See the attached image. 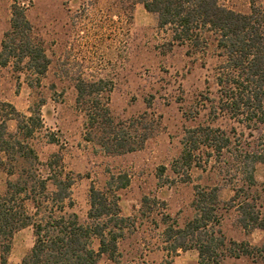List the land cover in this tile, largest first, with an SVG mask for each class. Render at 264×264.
<instances>
[{
    "label": "rangeland",
    "instance_id": "1",
    "mask_svg": "<svg viewBox=\"0 0 264 264\" xmlns=\"http://www.w3.org/2000/svg\"><path fill=\"white\" fill-rule=\"evenodd\" d=\"M15 1L26 4L34 34L52 63L40 80L22 67L16 69L13 62L0 66V101L11 102L26 116L40 108L42 127L31 143L43 162L59 154L65 171L76 179L75 204L66 211L87 221L91 185L104 189L113 174H126L130 184L118 193L122 215L131 220L119 241L120 264H198L195 249L167 250L163 233L167 226H184L195 215L197 186H218L222 209L217 229L226 240L222 264H264V228L244 229L237 207L229 205L234 185L244 184L239 166L232 165L234 154L220 161L206 151L199 154L201 165L189 171L183 167L185 132L201 123L230 132L234 152L244 151L253 142L245 125L228 117L215 121L211 114L209 100L217 96L215 68L220 62L213 45L208 53L189 54L183 43H170L171 32L161 29L157 15L142 4L136 5L129 20L116 13L117 0H0V50ZM220 1L236 11H251V0ZM257 1L264 7V0ZM77 74L112 83L104 102L131 136L136 135L132 120L147 114L142 122L154 125L155 131L142 148L109 153L96 139H86V115L76 101L73 77ZM9 129L17 130L16 120L9 121ZM0 156L6 158L4 153ZM255 175L264 213V164H257ZM10 178L15 176L0 165V193ZM34 239L32 226L18 231L8 264H20ZM233 242L247 243L250 253L234 255ZM99 264L116 263L103 255Z\"/></svg>",
    "mask_w": 264,
    "mask_h": 264
},
{
    "label": "trees",
    "instance_id": "2",
    "mask_svg": "<svg viewBox=\"0 0 264 264\" xmlns=\"http://www.w3.org/2000/svg\"><path fill=\"white\" fill-rule=\"evenodd\" d=\"M116 3V13L129 20L133 19L137 4L155 13L159 27L171 32L170 43H183L189 54L208 53L213 45V53L220 62L215 68L217 96L209 100L211 114H215V121L228 117L242 123L251 130L253 142L244 151L234 152L230 132L222 126L201 123L185 132L183 167L189 171L201 165L199 154L206 151L209 157L219 160L228 153L234 154L236 161L232 165L239 166L244 184L234 185L229 205L237 207L238 221L244 229L264 228L255 175L257 164H264V7L257 0H251L248 13L231 9L220 0H117ZM11 62L16 69L22 67L36 75L38 80L52 63L34 34L26 4L19 1L12 5L11 24L0 50V66ZM73 79L77 105L86 115L87 140L96 139L106 152L126 153L142 148L152 137L154 125L142 122L147 114L132 120L135 136L119 125L104 102L105 93L112 90L110 81L80 74ZM31 111L26 116L11 102L0 101V153L6 156L5 159L0 156V165L9 176H15L7 180L5 191L0 193L1 264H8L15 234L29 226L33 227L34 244L20 264H99L103 255L120 264L119 241L131 219L122 215L118 191L130 184L129 177L113 174L104 189L91 185L87 221H82L75 212H67L66 208L75 204L76 179L65 171L59 154L46 162L40 160L31 143L42 127L40 108ZM10 120L17 121L15 132L9 129ZM221 202L218 186L208 189L197 186L193 200L196 213L182 227L167 226L163 233L166 249L171 253L195 249L198 264H222L226 240L217 229L221 224ZM233 245L231 251L236 256L250 253L245 242Z\"/></svg>",
    "mask_w": 264,
    "mask_h": 264
}]
</instances>
